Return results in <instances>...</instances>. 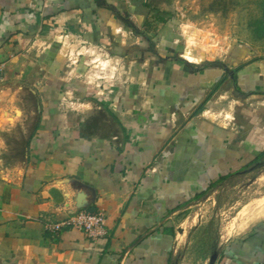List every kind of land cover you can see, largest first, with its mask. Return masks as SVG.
Masks as SVG:
<instances>
[{"label": "crops", "instance_id": "1", "mask_svg": "<svg viewBox=\"0 0 264 264\" xmlns=\"http://www.w3.org/2000/svg\"><path fill=\"white\" fill-rule=\"evenodd\" d=\"M177 2L0 0V264H176L174 219L264 154V59L192 61ZM77 212L106 236L46 231ZM215 264H264V221Z\"/></svg>", "mask_w": 264, "mask_h": 264}, {"label": "rangeland", "instance_id": "2", "mask_svg": "<svg viewBox=\"0 0 264 264\" xmlns=\"http://www.w3.org/2000/svg\"><path fill=\"white\" fill-rule=\"evenodd\" d=\"M177 1L180 20L190 26L186 51L192 61L241 48L250 60L264 59V0ZM253 165L216 183L174 219L186 237L176 264H210L226 243L264 221V167L245 173Z\"/></svg>", "mask_w": 264, "mask_h": 264}, {"label": "built area", "instance_id": "3", "mask_svg": "<svg viewBox=\"0 0 264 264\" xmlns=\"http://www.w3.org/2000/svg\"><path fill=\"white\" fill-rule=\"evenodd\" d=\"M46 231L51 235H59L66 229L83 232L88 238L98 240L107 234L106 216L103 212H77L60 222H47Z\"/></svg>", "mask_w": 264, "mask_h": 264}, {"label": "water", "instance_id": "4", "mask_svg": "<svg viewBox=\"0 0 264 264\" xmlns=\"http://www.w3.org/2000/svg\"><path fill=\"white\" fill-rule=\"evenodd\" d=\"M264 167V161L256 162L253 166H251L249 169L245 170V173H251L254 172L260 168ZM218 258V253L215 252L210 259V264H215L216 260Z\"/></svg>", "mask_w": 264, "mask_h": 264}, {"label": "trees", "instance_id": "5", "mask_svg": "<svg viewBox=\"0 0 264 264\" xmlns=\"http://www.w3.org/2000/svg\"><path fill=\"white\" fill-rule=\"evenodd\" d=\"M263 156H264V154H263L262 156L256 158V160H255L254 162H252V165H253L254 163L258 162ZM249 165H251V164H249ZM228 176H229V175H228ZM228 176H225V177L219 179L216 183H218V182H220V181L226 179V177H228ZM216 183L212 184V185L210 186L209 189H211ZM205 193H206V192L202 193L201 195H198L195 199H196V200L200 199L201 197H203V196L205 195Z\"/></svg>", "mask_w": 264, "mask_h": 264}, {"label": "bare ground", "instance_id": "6", "mask_svg": "<svg viewBox=\"0 0 264 264\" xmlns=\"http://www.w3.org/2000/svg\"><path fill=\"white\" fill-rule=\"evenodd\" d=\"M182 231V230H181ZM181 233H183V232H181ZM183 237V236H182ZM179 239V238H178Z\"/></svg>", "mask_w": 264, "mask_h": 264}]
</instances>
